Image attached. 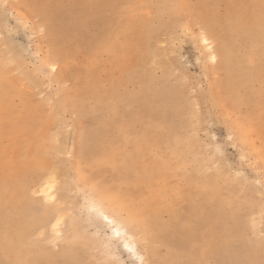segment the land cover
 <instances>
[{"label": "rangeland", "instance_id": "1", "mask_svg": "<svg viewBox=\"0 0 264 264\" xmlns=\"http://www.w3.org/2000/svg\"><path fill=\"white\" fill-rule=\"evenodd\" d=\"M0 264H264V0H0Z\"/></svg>", "mask_w": 264, "mask_h": 264}, {"label": "bare ground", "instance_id": "2", "mask_svg": "<svg viewBox=\"0 0 264 264\" xmlns=\"http://www.w3.org/2000/svg\"><path fill=\"white\" fill-rule=\"evenodd\" d=\"M48 186H49V188L51 189V188H52V182H50V184H49Z\"/></svg>", "mask_w": 264, "mask_h": 264}]
</instances>
